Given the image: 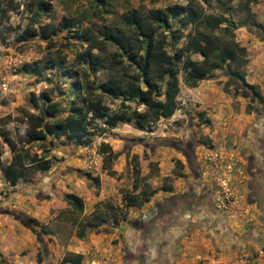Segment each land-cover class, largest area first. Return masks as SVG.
Listing matches in <instances>:
<instances>
[{
  "label": "rangeland",
  "instance_id": "374dc122",
  "mask_svg": "<svg viewBox=\"0 0 264 264\" xmlns=\"http://www.w3.org/2000/svg\"><path fill=\"white\" fill-rule=\"evenodd\" d=\"M173 6L222 17L211 34L236 57L190 87L184 78L195 66L181 64L186 58L199 64L201 57L182 52L176 109L153 120L147 111L153 102L122 101L94 89L112 76L136 74L123 57L113 69H92L75 57L87 50L100 57L117 52L102 41L104 28L129 34L127 16ZM196 31L209 29L184 12L158 29L170 57ZM233 76H242L264 99V0H0V264H38L39 254V264H70L63 258L75 254L80 264H154V253L135 250L143 236L151 238L142 226L163 206L183 209L178 196L193 185L194 194L209 193L198 218L214 220L217 231L185 236L171 228L181 237L176 264H264V207L249 189L264 194V102ZM85 83L101 95L107 116L91 121L81 145L52 135L42 143L25 141L26 116L40 113V93L57 108L45 118L49 129L81 103ZM114 113L122 119L109 126ZM16 152L44 158L50 167L11 187L1 171ZM108 154L111 176L102 161ZM250 158L260 168L249 165ZM148 190L155 193L146 203L125 206L128 197ZM68 194L79 198L80 210L68 203Z\"/></svg>",
  "mask_w": 264,
  "mask_h": 264
},
{
  "label": "trees",
  "instance_id": "16d2710c",
  "mask_svg": "<svg viewBox=\"0 0 264 264\" xmlns=\"http://www.w3.org/2000/svg\"><path fill=\"white\" fill-rule=\"evenodd\" d=\"M183 12L191 23L205 24L209 32L196 31L187 38L183 45V49L176 51L173 56L170 57L164 48V37L158 33V29L162 26H167L169 18H174ZM222 22L223 19L220 16H200V14H196L193 10L187 11L185 8L178 6L167 8L165 11H160L158 9L152 10L145 15L127 16L124 20V24L130 29L129 34H124L120 30L111 28H104L100 32L102 41L113 45L117 52L100 57L87 50L76 55L75 59L80 63L87 64L92 69L98 67L113 69L120 67L121 57H123L127 65L135 69L136 74L130 78L124 77V79L112 76L106 81L98 83L94 89L98 90L101 95L121 98L122 101L136 99L144 105H149L153 102L152 106L147 110L149 111L150 117H152L153 120H158L160 118L167 119L171 117L176 109L175 97L178 92L176 78L178 70L176 69V65L180 63V55L182 52L197 54L201 57L199 64H195V62L188 58L181 64L185 69L195 66L194 70L187 71L184 78L185 84L190 87H195L199 81L203 80L210 69H217L219 66L234 61L236 54L233 50L226 44H221L218 38L211 34L213 30L219 28ZM221 31H226V28H222ZM241 51L243 50L240 49V52ZM232 79H236L242 87L250 90L253 97L259 102H264V99L259 95L255 86L247 84L242 76H233ZM84 92L85 96L81 99V103L71 105L66 116L55 122L49 129L44 127L45 118L54 115L57 108L55 104L51 102L47 94L44 92L40 93L38 95V98L41 100L40 113L38 115L30 113L26 116L27 126L23 134L25 141H37L42 143L47 135H52V137L56 139L64 136L75 145H81V138L87 134L86 129L88 125L92 124L91 121L107 116L106 108L101 102V95H94L91 85L87 83L84 85ZM160 96H162V99H158ZM88 114L89 117L87 118ZM121 119L122 113H114L106 119V123L109 126H114ZM136 123L139 127H142L140 120H137ZM100 149L104 152L107 150V146L102 144ZM102 161L106 173L111 176L113 172L109 170V154L104 156ZM188 162L189 168L192 169V162ZM256 165L259 166L260 163H256ZM49 167L48 162L44 158L37 157L34 154L27 156L25 152H16L12 155L8 164L2 168L1 172L7 184L12 187L15 186L19 180H25L35 172H46ZM255 185L256 184H254V186ZM251 188H253V186ZM191 189L194 191V185ZM254 189L256 191L254 194L260 196L259 194H261V191L256 190L257 188L255 187ZM166 190L167 189H165V191ZM200 191V201H196L199 215L201 208H204L207 202L206 200L209 201V193H205L203 189ZM153 193H155V190H148L147 192L141 191L135 196H130L125 200V206L140 207L143 203L148 201ZM192 194H194V192H192ZM256 195H252L254 196L253 200ZM263 195L264 194H262V198L264 197ZM203 196L207 197V199H203ZM66 197L68 203L72 207L78 210L81 209L82 204L77 196L68 194ZM178 198L182 197L178 196ZM185 202L186 201H184V203ZM185 205L186 203L184 204V208L186 207ZM171 211L175 212L178 210ZM159 215H162V210ZM196 217L199 216L197 215ZM157 219L161 221L160 216ZM28 221L36 223L32 218H29ZM155 226L157 225L155 224ZM41 261L42 258L39 254L36 258V262L39 264ZM63 261L69 262L70 264H80L81 256L75 254L63 258Z\"/></svg>",
  "mask_w": 264,
  "mask_h": 264
},
{
  "label": "flooded vegetation",
  "instance_id": "af4514ba",
  "mask_svg": "<svg viewBox=\"0 0 264 264\" xmlns=\"http://www.w3.org/2000/svg\"><path fill=\"white\" fill-rule=\"evenodd\" d=\"M248 163L253 167L256 165V162L253 163L252 158H250ZM254 171H258V168H255ZM249 189L251 190L250 192L252 195H256L254 194V192L256 193L254 188L250 187ZM192 192L194 191L189 189L186 194L180 195V197L184 198L186 201L185 208L183 207V209H178V211L174 212L170 211V205L163 207L162 215H160L161 224L156 229L155 224L159 223L157 219V217H159L158 214L154 213L152 216L148 217L147 222L142 226V229H144V231L146 230L145 232H151V238L144 240L143 236L141 242L135 246L136 251H141L142 256L154 253L155 264H176L181 251V237L180 235L174 236L170 231L171 228L182 230V234L185 236L195 230L202 232L205 236H211L217 231V225L214 220L210 224H205L204 220L195 217V214L199 215L196 201H200L201 192L199 190L195 195L192 194ZM259 195L260 196L256 195L255 197L256 202L261 199V207H264V197L262 198V194ZM210 210L213 209L211 208ZM210 213L213 212L211 211ZM188 218L189 220H187ZM202 222H204L203 225ZM127 255L128 257H133L131 253H128ZM152 256L153 255H151V257Z\"/></svg>",
  "mask_w": 264,
  "mask_h": 264
},
{
  "label": "water",
  "instance_id": "95a60500",
  "mask_svg": "<svg viewBox=\"0 0 264 264\" xmlns=\"http://www.w3.org/2000/svg\"><path fill=\"white\" fill-rule=\"evenodd\" d=\"M234 239H236V240H239L240 238H236V236H235V238ZM241 240V239H240Z\"/></svg>",
  "mask_w": 264,
  "mask_h": 264
}]
</instances>
